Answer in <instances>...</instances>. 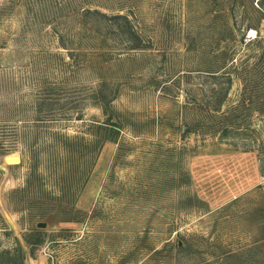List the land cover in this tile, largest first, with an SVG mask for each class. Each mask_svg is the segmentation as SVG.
I'll list each match as a JSON object with an SVG mask.
<instances>
[{"label":"rangeland","instance_id":"1","mask_svg":"<svg viewBox=\"0 0 264 264\" xmlns=\"http://www.w3.org/2000/svg\"><path fill=\"white\" fill-rule=\"evenodd\" d=\"M17 242L24 264H264V0H0L9 264Z\"/></svg>","mask_w":264,"mask_h":264},{"label":"trees","instance_id":"2","mask_svg":"<svg viewBox=\"0 0 264 264\" xmlns=\"http://www.w3.org/2000/svg\"><path fill=\"white\" fill-rule=\"evenodd\" d=\"M37 234V233H36ZM38 235H40V233L38 232ZM27 240V239H26ZM38 242H40V238L38 236ZM28 243L31 245L33 243H31L30 241H28ZM35 243V242H34ZM13 251H15V260L17 259V261L19 262V264H24V260H25V255L24 253L21 251V248H20V244H18L17 242V245L12 249ZM10 250L9 249H0V264H9L10 262ZM9 260V261H8Z\"/></svg>","mask_w":264,"mask_h":264}]
</instances>
